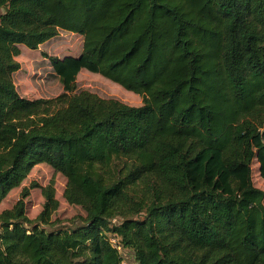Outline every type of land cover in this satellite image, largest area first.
I'll use <instances>...</instances> for the list:
<instances>
[{
    "label": "trees",
    "instance_id": "obj_1",
    "mask_svg": "<svg viewBox=\"0 0 264 264\" xmlns=\"http://www.w3.org/2000/svg\"><path fill=\"white\" fill-rule=\"evenodd\" d=\"M0 9V202L44 164L85 213L52 229V186L34 220L23 189L0 212V264H119L108 234L136 264H264V191L244 174L256 156L264 164V0H0ZM59 31L80 36L82 49L44 54L54 76L90 71L142 104L87 90L20 96V47L37 52ZM213 158L227 188L210 182Z\"/></svg>",
    "mask_w": 264,
    "mask_h": 264
},
{
    "label": "rangeland",
    "instance_id": "obj_2",
    "mask_svg": "<svg viewBox=\"0 0 264 264\" xmlns=\"http://www.w3.org/2000/svg\"><path fill=\"white\" fill-rule=\"evenodd\" d=\"M2 13L3 10L0 9V14ZM81 42L82 38L80 36L59 31L58 36L53 41L40 46L37 52L21 46L20 53H22L19 57L15 58L20 64V70L14 73L12 77L19 95L29 99L38 97L52 98L63 91L71 94L72 92L87 90L102 98H114L132 106H140L142 104L141 96L132 94L131 92L128 93V91L123 90L117 84L109 82L105 78L103 79V77L101 78L96 73L82 69L74 78L69 77V79L62 81L53 75L54 73L50 67L48 58H44L43 55L62 58L63 55H69L70 53L72 56H77L82 49V46L80 47ZM25 84L28 87L25 88ZM260 137L261 140L258 147H264V132H261ZM257 150L258 155L260 150ZM202 164L200 162L198 163L197 169L200 172L203 171L201 168L203 167ZM207 164L209 170L213 172V177H211L210 182H216L215 186L219 189L227 188V178L229 175L220 166L219 162L213 158L212 160H208ZM262 165H264L262 157L256 156L244 168V174L250 177L255 187L264 191V171L261 170L263 169ZM117 170L112 169L114 173ZM200 180L201 173L198 174L195 181L199 182ZM65 184L66 179L62 175L54 172L49 166L44 164L36 165L21 185L11 190L0 202V212L5 209H11L20 198L22 190L27 189L28 196L24 199L25 216L29 220H34L41 211L44 202L41 190L43 187L50 185L54 191V198L58 201V209L51 217L54 225L50 226V228L55 227L56 229H61L74 227L78 222L80 223L85 213L79 206L70 205L64 200L63 190Z\"/></svg>",
    "mask_w": 264,
    "mask_h": 264
},
{
    "label": "built area",
    "instance_id": "obj_3",
    "mask_svg": "<svg viewBox=\"0 0 264 264\" xmlns=\"http://www.w3.org/2000/svg\"><path fill=\"white\" fill-rule=\"evenodd\" d=\"M108 242L110 246L117 251L119 264H136L132 252L123 247L120 238L116 234H108Z\"/></svg>",
    "mask_w": 264,
    "mask_h": 264
}]
</instances>
